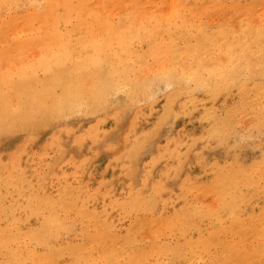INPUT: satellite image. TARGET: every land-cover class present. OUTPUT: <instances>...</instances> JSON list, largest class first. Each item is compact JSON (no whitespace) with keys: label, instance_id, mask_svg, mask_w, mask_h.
<instances>
[{"label":"rangeland","instance_id":"rangeland-1","mask_svg":"<svg viewBox=\"0 0 264 264\" xmlns=\"http://www.w3.org/2000/svg\"><path fill=\"white\" fill-rule=\"evenodd\" d=\"M33 1H34V3H26L24 5V7H19L16 11L12 10V11H6L5 12L4 10H0V21H1V19H4V16L5 17H7V16L10 17L12 15L16 16V14L17 15L20 13L23 14V13L27 12L28 10L29 11L27 13L29 14V13H32L31 11L36 10V12H37L39 9H41L43 6H45L44 2L41 0H37V3H36V0H33ZM54 1H53V4H54ZM58 1H59V6H56V10H57V13H60L62 10L65 9V5H64V7L60 6V5H62L61 3L64 2L65 0H58ZM69 1H71V0H69ZM74 1L75 0H72V2H74ZM84 1H82V2L84 3ZM87 1H89V0H87ZM93 1L91 0V2H88L89 4L85 3L88 5V7H87V5H84V7H81L80 5H78L79 3L81 4V2H79V0H76V4H77V2H79V3L77 4V6H76V4L74 5V3H73V6L74 7L76 6L75 8L80 6L78 9L84 8V11L89 12V10L91 11L93 9L97 10V8H99V9L102 8L101 5H98V3L100 4V2H102V3L104 2L103 6L105 8L103 7L104 8L103 10H106V8L112 9V8L116 7V9H119L120 11L118 10L119 11V12L117 11L118 13L117 12H114V13L118 14V16L126 15L128 12V9H130L129 12L132 9V10H134V11H132L133 15L136 14L137 16H139V13L141 11L142 12L144 11V13L148 12V13H146V15H148L149 12H151L150 15H148V16H145V14L142 12L140 15L142 16V14H144L142 17H147V18L149 16L151 18L155 17V19H157V20L161 16H162V18H160L159 20L167 19V18H165V15H163L166 13V11H167V13H166L167 15H169V13L175 14L176 10L179 9L178 5L183 7V8H184V6H186L185 9H183V11H182L181 7H180V10H178V11L181 14L187 15L192 20V22L194 24H198L199 21H203L206 19L209 20V19H213V18L216 19L218 17L222 20H226V17L229 16V17H227V20H226L227 24L238 26V24L240 23V20L242 18L246 17L247 15L254 16L253 14H258V15L261 14L262 16H264V0L263 1L260 0L261 2L259 0H185V1L184 0H177V1L176 0H174V1L173 0H153L154 2L156 1L158 4L161 3L159 1H162L161 5L159 4L160 6H158V8H157V5H155L157 3L152 5V0H149V2L147 4H145V6H143V3H146L147 0H141V3L139 0H137L138 4L135 3L136 0H132V1H135L134 2L135 5H138L137 7H135L133 5V3L131 5L130 0H121L126 4L127 3L130 4V5L129 4L123 5L122 4L123 2H120L122 9H121V6H119L120 0L119 1L118 0H112L111 1V3H113V4L118 1L116 3L115 7L111 6V3H109L110 0L109 1H107V0H93ZM169 1L173 2V3L171 4ZM96 2H97L98 6L96 5ZM106 2H108V5ZM163 2H165V5H163L164 4ZM195 2L199 6L195 5L196 4ZM198 2H201L202 4L198 3ZM83 3L81 5H83ZM105 3H106V6H105ZM150 3L152 6L149 5ZM208 3L210 6H213L215 3H217V5L219 4V7L220 6L222 7L219 10H217L218 12H217L216 17L207 11H200V12L195 13L196 8H205L206 6H208ZM221 3H224V4H221ZM93 4L96 6H94ZM109 4H110V6H109ZM187 5L191 6L192 8H189ZM89 6L91 8H89ZM195 6H196V8H195ZM85 7H87V9H85ZM124 7L126 8V10L124 9ZM169 7H173V8L171 9ZM45 8H47V7H45ZM151 8H155V10L152 9L154 11H150ZM165 8H166V11H165ZM174 8H177V9H175V12H174ZM242 8H246V9L245 10L243 9L244 11H242ZM136 9H138V10H136ZM161 9H163L165 13L163 11L161 12L160 11ZM187 9H190V12H193V14H192L193 16H191L189 10H187ZM113 10L114 9H112V11ZM123 10L126 12V14ZM158 10H159V13L161 12V14L162 13L163 14L159 15ZM184 10H185V12H184ZM238 10H240V12H238ZM246 10H248V12ZM44 11L46 13V15L45 14L44 15L47 16L48 12L46 11V9L43 10V12ZM58 11H60V12H58ZM97 11L99 12V10H97ZM107 11H108V9L105 12H107ZM135 11L138 12V14ZM155 11L158 14L157 13L155 14L154 13ZM233 11H235V12H233ZM249 11H251V12L249 13ZM261 11H262V13H260ZM36 12H34V13H36ZM38 12L43 13L41 10ZM109 12H111V10H109ZM204 12H206L208 15L203 14ZM27 13H25V14H27ZM74 13H75L74 11L71 12V14H73V15H74ZM99 13L103 15L104 11L103 12L100 11ZM108 13H106L104 15H107ZM179 13L177 12L176 14H179ZM83 14H86V12H83ZM109 14L107 16H109ZM115 14L114 15L112 14V15L114 18H117L118 16H116ZM130 14H131V12H130ZM44 15L40 14L39 16H44ZM152 15H154V17H152ZM20 16H22V15L20 14ZM110 16H111V14H110ZM236 16H238V17L236 18ZM99 36H101V35H99ZM164 36L161 34V40L163 41L166 39L165 41H167V38H168L167 35L165 37ZM70 37H71V35H70ZM73 37H77V34H74ZM7 42L8 43L11 42V39L7 38ZM39 42H41V41H39ZM39 42H37V43L39 44ZM138 42L139 41L132 43V46H130V43H129V46L133 49V51L135 53L145 55L146 52L148 51V48L152 45V42L150 40L149 41L148 40H141L140 44ZM37 43H36V46H37ZM62 43H58V44L60 45ZM3 44H5V43H2V45L0 46V52L2 53V54L0 53L1 56L3 55L4 51H6V52H4V58L0 57V70L4 69L3 71H0V76H1L0 79L1 78L3 79V80L2 79L0 80V92H1L0 95L2 97H11L12 98L11 101L17 103V105H20L24 101L26 102L28 99L32 98V96H34V94H35L36 85H37V83L35 81L30 82L28 84H30L31 86H27L26 90H22V84H24L25 81H19L20 77H17V76H20L21 74L19 75V73L22 72V70L25 68L23 62L25 63L28 61L29 64H32V61L29 62V60L36 59L35 56L37 54L38 58L41 57V59H39L38 62L44 63L49 59V56L53 57L56 54H58L59 51L62 53L67 52L65 49H63V47H60L59 45L58 46L56 45L54 47L55 43L51 46L46 45L45 43L44 44L40 43L43 45L41 48H39L40 47V45H39V46H37L38 48L37 47L35 48L34 46L31 48L27 47L28 50H26L27 48L25 49V47L22 48V46H20L21 48H19V46H15V48H14L13 46L11 47V45L9 48L3 47ZM63 44H65V43H63ZM66 45L67 44H65L64 46H66ZM6 46H8V45H6ZM82 46H80L78 49H76V51H77L76 55H75V53H73V57H75V56L76 57H78V56L79 57H85L88 55V53L89 54L92 53L91 52L93 50L92 47L91 48L90 47L84 48V45H82ZM139 46H140V48H139ZM1 48H3V49L8 48L7 49L8 51L7 50L3 51V49L1 50ZM13 48H14L15 52H14ZM81 48L84 50V51L82 50V53L85 52V54L84 53L82 54L81 52L79 53ZM53 49L57 50L58 52L53 51ZM144 50H146V51H144ZM40 51H42V52H40ZM47 51L51 52L50 55L48 54L49 52H47ZM12 52L14 54H12ZM31 52L34 53V55H35L34 57H33V55H31L32 54ZM39 52H40V54H39ZM53 52H57V53L55 54ZM86 52H87V54H86ZM5 53H9L10 55L7 54L9 57L7 55L5 56ZM42 53L44 55L46 53V56L48 55L47 56L48 59L46 58V56H44V58H42L43 57V55H41ZM62 53H60V54L62 55ZM23 54L24 55L27 54V56L26 55L24 56ZM60 54H58V55L61 56ZM17 56H18V58H17ZM21 57L23 59H21ZM26 58H28V59H26ZM1 59H2V62H1ZM4 59L6 60V62ZM159 61L160 60H156V62H158V63L156 64V66L153 65L154 67H152V68L156 67L154 70L151 68V70L153 72L156 71V73H159L163 68L162 65L166 64V63H164L163 60H161L160 62ZM52 63H54V64L52 65ZM67 64L68 65H66L65 68L69 71L72 68V64L71 65H69V63H67ZM50 65L53 66L51 70H52V73L54 74L57 71V64L54 61V62H51ZM123 66H125V65H123ZM10 67H12L11 70H10ZM7 68H9V75H8ZM158 68H160L161 70ZM15 69H16V71H15ZM19 69H21V70H19ZM12 70H14L15 72H12ZM44 71H45V69H40V68L36 70V72H37L36 77H39V79L41 81H43V80L45 81V79L47 78V73ZM14 73H15V76H14ZM5 76L7 78H9V76H10L9 79L14 81V87L13 88L6 87V85H5L6 82H4V81H6L7 78ZM256 80L257 81L259 80V82H257ZM256 80H255L256 86L252 87L253 92H255V88L259 86L258 93H259V96L261 97V100L263 99L262 102L264 104V90H262L263 89L262 86H264V81H261L259 78L258 79L256 78ZM164 81L165 80L160 79V78H155L154 80L153 79L146 80L143 85H140L137 89L134 88L136 91L132 90V89H128L126 86H123V85H117L116 87H114V88L112 87L111 89L108 90V93L106 94L107 97L105 96L102 99H101V97H99V101L95 104L96 107L95 106H89L86 108L83 105H81L79 101H72V99L70 97L69 98L67 97V98H65V100L62 103V106L65 105L64 106L65 111L63 112L64 114L62 113V115H60V116L59 115L58 116L57 115H55V116L43 115L42 117L38 116L37 120L34 123L32 121L28 122L27 124L18 127L16 130L13 128V126L11 124H8V125H6L0 129V132H2V133H0V173H2V174H0V179H1L0 180V237L3 234L10 233L12 231L13 235L11 236V239L12 238L13 239L10 242V246L13 243L12 245L14 248L20 249L22 247L23 251L25 250V252L27 254L26 255L24 253L27 256V260H25L24 262H20V263L30 264L31 262L29 263V261H30L29 260V254L32 252L33 255H35L36 253H39V254H36V257H38L40 259V264H53L52 260H55V259L57 261L54 262V264L55 263L58 264L59 262H61L59 264H66V263H69L70 252L72 253L74 251V253H72V254L79 253L77 255H80L82 253L81 254L82 256H83V253L88 252L89 255L84 254V256H87L88 259L92 260V261H89V262L87 261V264L88 263L98 264L97 261H98L99 257L101 256L104 249L101 248L102 246L100 244L96 245V243H98L97 238H99L101 240L104 237V235H106L107 231H109L112 234L114 233L115 237H113L114 235L110 234V236H111L110 238H112V239L110 240V238H107V239L104 238L105 239V240L103 239L104 244L109 242L107 245L110 247H113L114 249H119V247L121 249H125L124 245L128 244V245H126V247H131V249L126 248L125 250L127 253H129L132 250L141 249V247L143 250H154V247L159 246V245L166 247L168 245H173L176 242L183 243L185 240L190 239L187 242H185V245H184V248H185L189 242L195 243L199 240V237H198L199 234L196 230H193V232L188 231L186 233L185 239L182 238L180 240V238L177 237V234H179V224H176V223H177L179 217H182L183 215H185L188 222H190L192 220L199 221L204 228L205 227L207 228V227L212 225L211 227L215 230L214 233L217 232V229H218L217 234L219 236H221L220 237L221 239L229 238V237H232V235H233L235 237L233 239L241 240L242 241L241 250H243V251L240 250L239 254L240 253L241 254L246 253V255L248 256V258L246 260L248 264H257V263L258 264H264V258H262L263 255L255 256V258L251 257V254H252L253 248H254L253 246H255V241H251V238L254 239L255 235H256V231H261V227L264 226V199H263V197H264V189H263L264 183L262 184V182H261L259 185H257L258 181H256L254 183L256 186H252V187L251 186H246V187L244 186L240 189V191L243 190L242 191L243 193H239V191L237 190L238 191L237 193L240 195V197L238 198L237 201L241 202L242 208H240L241 209L240 213H238L236 215L238 217H240L239 215H241L240 218H238L236 215H235L236 216V218H235V216H232L231 214L227 213L228 210L225 212L226 207L225 206L220 207L221 204H219L218 203L219 201L217 199H215L216 195L223 193L222 194L224 196L223 201L228 203L230 196H228V194L225 193V190H227V189L229 190V187H228L229 179H227V177L231 172H235L240 177L241 174L246 172V170H251L250 165L254 164V165H252V168L255 167V169L254 168L253 169H254V171L257 170V172L255 171V173H254L253 170L247 171V172H249L250 175L252 174V177L254 179L259 178L256 175H259V176L264 175V169H261L262 167L264 168V165L262 164V163H264V158L262 160V157H264V156H262V155H264V153H263L264 152V131L262 130V129H264V121H263L264 120L263 119V117H264L263 113L264 112L262 110H260L259 108H257L255 111L247 110V111L243 112V114L237 113L235 109L238 108L239 104L241 103V99L239 96L240 91L236 86L221 90L222 93H221V91H219L220 94L217 93L215 95V94L208 93L206 88L202 87V86H196V87L194 86L192 88H188V90L190 92L189 91L178 92V91H176L177 87H176L174 82L168 84V82L165 81L166 82L165 83ZM85 82L87 83V81H84V82L82 81L81 82L82 84L79 83V85H84ZM150 84L152 87L150 86ZM250 84L251 83H249V87H250ZM79 85H77V86H79ZM63 86L64 85H62V84H56V86H54L53 89H54V91L55 90L57 91L56 93H59V91H61L63 88H65ZM122 86L124 87L123 89H121ZM154 86H156V87H154ZM55 87H57V88H55ZM4 88L6 90H4ZM75 88H77L76 85H74L72 89H75ZM148 88L150 90H147ZM202 88H204V89H202ZM117 89H119V90H117ZM68 90H70V89L68 88ZM120 90H122V91H120ZM123 90H125V91H123ZM142 90H143V93H139L140 91L142 92ZM201 90H203V92ZM71 91L72 90H70V92ZM148 91H150V92L148 93ZM117 92H118V95H116V96L120 95L121 97L114 96ZM121 92H124L125 94L121 93ZM17 93H20L21 95H17ZM31 93H32V95H31ZM138 93H139V95H138ZM173 93H175V94L173 95ZM185 93L187 94V96L185 95ZM223 93H225V94H223ZM141 94L144 96H142ZM14 95L16 97H14ZM122 95H125V96H122ZM169 95H170V97H169ZM182 95H184V96H182ZM112 96H114L115 100ZM140 97H141V99H140ZM13 98H15L16 100H13ZM137 98L140 101V102L138 101V104H137V100H138ZM165 98H166V100H165ZM224 98H226V99H224ZM103 99H104V101H103ZM118 99L121 103L123 101V103H122L123 105H121V103H119L120 106L117 104ZM126 99H127L128 103L126 102ZM142 99H144L146 101L143 102ZM199 99H201V100H199ZM18 100H19V102H18ZM141 100H142V102H141ZM114 101L117 104L116 106H113L115 104ZM135 101H136V103L133 104V102H135ZM166 101H167V103H166ZM223 101H225V102H223ZM107 102L109 105H107ZM186 102H188V103H186ZM236 102H238V103L236 104ZM186 104H188V105L186 106ZM190 104H191V107H189ZM200 104L202 105L203 108L201 107ZM205 104L208 106H206ZM216 104H217V106H216ZM223 104L225 105V108H223L224 107ZM128 105H130L132 108H130ZM198 105H200V106H198ZM210 105H212L213 107ZM80 106H82L83 108ZM125 107H126V109H124ZM194 107H195V110L193 111ZM216 107H217V109H216ZM129 108L132 111L131 110L129 111ZM206 108H208V109H206ZM76 109H78V110H76ZM187 109H188V111H187ZM71 110H72V112H71ZM122 110H124L126 112H120ZM160 110H162V111H160ZM203 110H205V111H203ZM74 111H76V112H74ZM79 111H81L82 113H80ZM225 111H226L227 116L225 114ZM210 112H212V113H210ZM157 113L159 114V116ZM172 113H173V116H172ZM67 114H68V117L63 118V117H66ZM168 114H169V116H168ZM175 114L177 115L176 118H175ZM201 114H202V116H200ZM214 115H216V117ZM218 116H219V118H217ZM236 116H238V117H236ZM257 116L258 117L261 116V117H259V119H257L258 118ZM52 117L58 121H53ZM60 117H61V119H64V120L61 121ZM166 117L169 119L167 120ZM214 117L216 118V120H213ZM164 118H165V120H164ZM38 119H40V121ZM159 119H160V121H159ZM231 119L234 122H231ZM244 119H246V120H244ZM248 119L251 121L249 122ZM241 120H242V123H240ZM157 121H159L160 124L159 123L156 124ZM162 121L165 123L162 126L163 129L159 126L160 130L162 131V133H161V131L158 130L159 128H157V126H158V124L162 125L163 124V123H161ZM154 122L157 126L154 124ZM30 123H32V124H30ZM203 124L205 127L207 126V124H209L207 126L209 129L207 127L205 129V127H204V129L201 130L203 128ZM42 126H44V127H42ZM154 126H156V127H154ZM227 126H229V127H227ZM230 126L232 127V130L229 131L228 129H230ZM225 128H226V130H225ZM233 128H234V130H233ZM41 129H43V130H41ZM151 129H152V133L150 131ZM213 129H215V130H213ZM210 130H212V132ZM135 131H136V133H135ZM205 131H207V134H204ZM208 131H210V132H208ZM219 131H222L221 134H223L224 132L226 134V136L223 137L224 141L221 138L223 142H221V140L218 138L219 136H217V134H215V133H219ZM227 132L231 133L232 135H228L229 137H227V134H228ZM149 133H151V135ZM155 133H156V135L157 134L158 135L155 136ZM209 133H211L210 138L208 135ZM202 134H204V135L201 136ZM259 134H261V135H259ZM145 135H146V137H145ZM193 135L195 137L190 139ZM197 135H199V137L201 136L200 139L198 138ZM215 135H216V137H215ZM141 136H144V137H141ZM152 137L153 138L155 137V139H153ZM205 137H206V139H205ZM142 139H144L145 141ZM218 139L220 140L219 142H218ZM140 140H142V141L140 142ZM195 140H199L200 142L195 141ZM179 141H181V142H179ZM208 141H210V142H208ZM250 142H251V144H250ZM136 143H137V145H136ZM139 143H141V144H139ZM174 143H175V145H174ZM178 143H180V144H178ZM186 144L187 145L189 144L190 146H188L187 149H184L186 147ZM194 144L196 146H198V144H199V146L195 147ZM144 145L146 147H144ZM255 145H258V146H255ZM191 146H192V148L190 149ZM206 146H208V147H206ZM247 146H250V147H247ZM134 147H136L135 149H138V150H136L138 152H136V153L134 152L135 151ZM143 147L145 149H143ZM204 147L206 149H204ZM182 149L185 151L183 152ZM187 150H189V152ZM139 151H140V153H139ZM142 151H144V152H142ZM261 153H262V155H261ZM135 155H137L138 157ZM178 155H180V156H178ZM188 155H189V158H187ZM28 156H29V158H28ZM184 156H186V157H184ZM183 157H184V159L181 160ZM134 159H136V161L138 163H136L134 161ZM178 161H180V163ZM182 161H183V163H182ZM32 162L36 163L37 165L33 164ZM24 163L25 164L27 163V164L25 165ZM246 163H249V164L251 163V164L247 165ZM7 164H8V166H7ZM216 165H217V167H216ZM219 165L221 167H219ZM223 165L226 167V169H225V167H223ZM244 165H246V166H244ZM241 166H242V168H240ZM137 167H140V168H137ZM181 167H183V168H181ZM256 167H259V169ZM136 168L140 172V174L138 176H136L138 174L137 173L138 171H136L137 170ZM227 168H228V170H227ZM235 168H237V169H235ZM17 169H19V170H17ZM29 169L32 170L31 173L29 172ZM217 169H219L218 171H221L222 175L223 174L227 175L224 177V180H219L218 178H215V174H216ZM39 170H40V172H39ZM239 170H240V172H239ZM261 170H263V171L261 172ZM121 171H123V172H121ZM225 171H227V172H225ZM241 171H243V172H241ZM133 173H135L136 175ZM23 174H24V176H22ZM15 176H16V178H15ZM25 177H26V180H24ZM30 177H32V178L30 179ZM210 177H212V178H210ZM2 178L4 180H2ZM31 180H33L34 183H33V181L31 183ZM263 180H264V177H263ZM24 181H27V182L24 183ZM17 182H18V184H17ZM146 182H147V184H146ZM150 182H151V184H150ZM222 182H224L225 185L221 184ZM4 183H7L10 186L12 185V188H10V186H8L7 184H4ZM13 183H15L14 186H13ZM170 183H171V185L172 184H175V185H172L173 187H171V185H169ZM182 183H184V184H182ZM32 184L35 185L33 187L35 189H33V190H32V188H30L33 186ZM40 185H42L41 186L42 189H41ZM167 185L170 187H168ZM82 186H84V187H82ZM166 186H167V188H166ZM260 186L261 187L263 186V188H259ZM197 187H198V189H197ZM5 188H7L8 190ZM44 188H46V189H44ZM89 188L90 189L92 188L91 189L92 191ZM192 188H194V189H192ZM11 189H13V192ZM19 189H21V190H19ZM28 189L30 191L32 190L33 193L30 192ZM63 189L66 191H64ZM208 189H210L212 192ZM180 190L182 192H180ZM206 190H208L209 192H206ZM9 191L12 193H10ZM23 191H24V193H23ZM150 191H151V194H150V196H148ZM18 192L21 195H19ZM36 192L39 194V196H38V194H36ZM193 192H195V193H193ZM67 193L69 194V196H65V195H68ZM27 194H28V197H27ZM31 194L35 197L38 196L43 200H45V198L47 199V197H49L50 195H51V197H49L47 201H43L40 198H38L36 201L35 198H34V200L32 199L33 196ZM178 194H180V196ZM17 195H19V196H17ZM63 195H64V198H62ZM9 196H11V197H9ZM21 196L24 199H22ZM30 196H32V197H30ZM45 196H47V197H45ZM87 196L90 198H88ZM96 196L97 197L100 196L99 199H97ZM153 196L155 197V199H152ZM16 197L18 199H16ZM59 197H61V200L62 199H66V200H63V201L60 200V202H61L60 203V202H58ZM92 197H94V198H92ZM150 197L153 201L151 199H150L151 201H149ZM257 197H258V199H257ZM103 198H104V200H103ZM138 198H142V199L138 200ZM26 199L28 201L30 200L28 202L29 204L26 203L27 202ZM68 199H69V201H67ZM94 199H95V201H94ZM15 200H17V201L20 200V201L17 202ZM154 200H155V202H154ZM32 201H34V202H32ZM42 201H43V204L41 203ZM50 201H53V202H51V203H53L52 205L49 204ZM64 201L66 204L64 203ZM112 201L114 202L112 204L113 206L110 204V202L112 203ZM83 202L85 203V205ZM134 202H135V205H133ZM12 203H13V206H12ZM14 203L15 204L17 203L16 206ZM36 203L37 204L41 203V204L37 205ZM154 203L158 204V206ZM162 203H164V204H162ZM182 203H184L183 206H182ZM18 204L21 206V210H20V207ZM44 204H46L45 208L47 210L44 208H43L44 210L41 209L42 207H44ZM48 204L51 205L50 208H48L49 207ZM58 204L59 205L61 204L60 207ZM87 204H88L89 208L87 207ZM91 204H93V205H91ZM101 204H102V206H100ZM147 204H149V205H147ZM153 204L157 207V209L151 208V207H154ZM179 204H181V205L179 206ZM27 205H28V208H25ZM34 205L37 208L33 209L32 206H34ZM63 205H64V207H63ZM89 205H91V206H89ZM119 205H121V209H119L120 208ZM136 205H139V206L136 207ZM22 206H24V207H22ZM61 206L63 207V209ZM114 206L115 207L119 206V208L118 207L115 208ZM52 207L57 208V210L54 208L55 211L54 210L49 211L52 209ZM65 207L66 208L68 207L67 211L69 212V214L67 213V211L65 212V214L67 213L65 215V217L68 218V216L71 214V212H72V214H71V216H69L68 219H66L64 217L66 221L62 220L60 222V220L63 219L62 214H64V211L66 210ZM160 207H162L163 210ZM166 207L173 209L175 212L173 210L171 211L169 208L167 210ZM30 208L32 210H34V212L32 210H30ZM70 208H71V210H69ZM75 208H76V210H75ZM95 208H97V209H95ZM146 208L148 211L146 210ZM214 208L215 209L218 208V210L220 209V211H219L220 214L224 210L225 214L224 213L221 214L222 224L219 223L218 225H216L219 222V220H217L215 216H214L215 221L217 223H212L214 221L211 218L208 219L207 216L209 214L206 211L211 212V209H214ZM37 209H38V211L36 213ZM61 209H62V211H61ZM88 209H92V210H90L91 212H89ZM126 209H128L129 212H127ZM215 209L212 210V213L215 211ZM243 209L245 211H243ZM28 210H29V212H28ZM72 210H74L75 212H73ZM123 210H125V211H123ZM138 210L140 212H137ZM144 210L147 212H145ZM202 210H203V212H202ZM6 211H8L9 213ZM58 211L60 212V214L58 213L59 215H57ZM86 211H88V212H86ZM141 211H143L144 213ZM150 211L152 213L149 214ZM168 211H169V213H168ZM39 212H40V217H39V215H37V214H39ZM80 212H83V213H80ZM165 212H167V213H165ZM10 213H12V214H10ZM17 213L19 214L18 216H17ZM34 213H36L35 214L36 216L34 215ZM41 213H45V214H42L43 215L42 216ZM74 213L76 215L75 217L73 215ZM76 213L77 214L80 213L81 215L78 216ZM100 213H102V216H100L101 215ZM159 213H160V215H159ZM28 214L30 216L32 214L33 215H32V217H30ZM256 214H258V215H256ZM10 215H12V216L14 215L15 218H14V216L12 217ZM25 215H28V219H27V216H25ZM51 215H54V216L52 217ZM56 215L59 216L58 217L59 220L55 219V218H57ZM97 215H98V217H97ZM132 215H135V216H132ZM137 215L139 217V220H136ZM4 216H5V218L3 219ZM84 216L86 217L85 219H84ZM90 216H91V218H90L91 221H89V219H88ZM48 217H51V218H48ZM133 217H135V218H133ZM17 218H18V223L20 222V224H18L21 228L20 234H19V232H17V230H19V226L17 225V220H16ZM21 218L22 219L26 218V219L21 220ZM43 218H45V219H43ZM78 218H79V220H78ZM101 218H103V219H101ZM171 218H172V221H171ZM7 219H8V221L13 220L12 222L9 221V223H11L10 225L6 221ZM37 220L40 221L39 224H37L38 223ZM43 220L45 222L47 220V224L45 222L42 223ZM68 220H69V225H67ZM71 220H73V221H71ZM230 220L231 221L233 220V222L235 220L236 221L233 223ZM58 221L61 224L60 223L58 224ZM74 221H75V223H74ZM84 221H87V222H84ZM98 221H100V226L98 224L99 223ZM154 221H155V223H152ZM56 222H57V224H56ZM79 222H80V224H79ZM82 222H84V223H82ZM88 222H89V224L85 225V223H88ZM91 222H93V223H91ZM94 222H95V224H94ZM112 222H113V224H111ZM239 222H240V224H239ZM13 223L16 225H14ZM65 223H67V224H65ZM131 223H133V224H131ZM261 223H262V225H261ZM102 224H103V226L107 227L106 228L107 231L102 230L105 228L102 226ZM114 224H115V226H114ZM214 224L217 227H214ZM224 224H227V225H224ZM248 224L252 225V227L255 226V229L252 232H250V234L247 233V235H246L245 234V232H246L245 227H247ZM57 225H60V227H62V229L61 228H59V229H61L60 232H62L64 235L62 234L61 235L62 237H60L59 239L56 238L55 240H53V238L50 237V235L53 236V234L56 232V230L55 231L53 230V227H55V229H56ZM71 225H73V227ZM87 225H88V227H87ZM106 225H110V226L108 227ZM221 225L224 226V229L227 228L228 230H223V227ZM256 225L257 226L260 225V226L257 227ZM1 226L4 228H2ZM29 226H30V229L28 228ZM49 226H51L50 228L52 229L53 232L48 229ZM66 226H68V228L70 226V227L75 228V229L70 230V231H72L71 233H69V232L67 233V232H64V230L66 229ZM153 226H155V227H153ZM186 226L187 225H185L184 227H186ZM219 226L221 228H218ZM16 227H18V229ZM64 227H65V229H64ZM101 227H102V229H101ZM114 227H116V228H114ZM140 227H142V228L140 229ZM11 228H12V230H11ZM87 228H89V229H87ZM97 228L99 230L101 229L103 231V232H101V233H103L101 235L102 238L100 236H97L100 234V232ZM113 228H114V231H116V232L113 231ZM14 229L16 230V232ZM118 229L121 231L120 236L118 235L120 232ZM6 230L7 231L10 230V231L6 232ZM28 230L30 233H28ZM83 230H84V232L87 230L85 232L86 234L84 232H82ZM122 230H123V232H122ZM129 230L131 233L129 232ZM135 230L138 231V233L136 232V236L134 235ZM158 230H159V233H158ZM160 230H161V233H160ZM25 231H27V232H25ZM57 231H58V229H57ZM73 231H74V233H73ZM76 231H77V233H76ZM104 231H106L105 234H104ZM125 231H127V232H125ZM165 231H166V233L163 234V232H165ZM230 231L233 234L229 233ZM239 231H240V233H237ZM43 232H45V233H43ZM50 232H51V234H50ZM98 232H99V234H96ZM225 232L227 235L225 234ZM65 233H67V234H65ZM81 233H83V234H81ZM44 234H50V235L49 236L48 235L43 236ZM10 235H11V233H10ZM32 235H34L35 237ZM116 235H117L118 239H116ZM49 237L51 240L49 239ZM95 237H97V238H95ZM41 238H44V242H45L44 244L42 243L43 240H41ZM93 238H95L96 241ZM134 238H135V243H133V245L131 246L132 242H134V240H133ZM26 239H27V241H26ZM38 239H40V242L43 245L42 244L39 245L40 243H39ZM80 239L82 242L80 241ZM125 239L127 240L126 242H124ZM22 240H23V242H22ZM136 240H138V241L136 242ZM157 240H158V242H157ZM37 241H38V243H37ZM74 241L75 242L77 241L76 244L74 243L75 245L73 244ZM90 241H91V243H90ZM46 242H48V243H46ZM155 242H157V243H155ZM165 242H166V244H165ZM248 242H250V243H248ZM78 243H80V244H78ZM84 243L87 244V248H86V245H83ZM245 243H246V245H245ZM27 244H29V245H27ZM47 244H48V246H44ZM67 244H70L71 246H68ZM121 244H122V246H124L123 248H122ZM60 245H63V247ZM10 246H7V245L1 246V248H0V250H1L0 251V261H1L0 264H6V263L7 264H13L11 260L5 261V258L2 255L4 253V250H7V247H10ZM92 246H93V248H95L96 251H98V253L93 248H91ZM99 246H100V248H99ZM96 247H97V249H96ZM145 247H147V248H145ZM57 248H58V250H59V248L60 249L63 248V249L57 251ZM74 248L75 249L78 248L79 250L77 251V249L75 250ZM249 248L252 250L249 251L250 250ZM52 249H55V251H53ZM67 249L69 251H64ZM91 249L94 251H92ZM244 249H245V251H244ZM41 250H42V252H41ZM43 250L46 253L45 255H44ZM89 250H91L92 252ZM184 250H186V249H184ZM36 251H39V252H36ZM48 251H50V252H48ZM52 251H53V253L54 252L55 253L53 254ZM191 251L195 252L194 249H191ZM247 251H249V252H247ZM89 252H91V253H89ZM48 253L49 254L52 253L55 256L51 255V257H49L50 255ZM162 253L163 252H161V253L158 252L156 255L161 257L162 255H164ZM187 254H188V256H191V257H188V258H190L188 261L185 262V260H182V259H174V260L172 259L168 264H172V263L173 264H191V263L203 264L204 263L203 260L206 259V256H207V254H205V253H202V255L200 254L198 256L193 255V253L190 251L187 252ZM154 256H151L152 261L155 260L154 262L151 261L153 264H156L162 258H164V257L153 258ZM1 257L4 259H2ZM119 259L120 260L118 261V264H134V263L130 262V259H122V258H119ZM200 260H202V261H200ZM8 261H9V263H8ZM20 263H18V264H20Z\"/></svg>","mask_w":264,"mask_h":264},{"label":"bare ground","instance_id":"bare-ground-1","mask_svg":"<svg viewBox=\"0 0 264 264\" xmlns=\"http://www.w3.org/2000/svg\"><path fill=\"white\" fill-rule=\"evenodd\" d=\"M41 1H43L44 2V4H45V6H43L44 8L45 7H47V8H45L46 9V11L48 12V14H47V16H45L46 15V13H45V11L43 12V10H45L43 7L41 8V9H37L38 11H42L43 13H40V12H36V10H34V11H31L32 13H27V12H25V13H27V14H25V13H20L22 16H20V14H16V16H14V15H12V16H7V17H5L4 16V19H1V21H0V46L2 45V43H5V44H3V47H10V45H11V47L13 46L14 48H15V46H19V48H21L20 46H22V48L23 47H25V49L27 48V47H37V46H39L40 45V47L39 48H41L43 45L42 44H46V45H53L54 43H55V45H54V47L57 45H59L58 43H65V44H67L66 46H64L65 44H60L59 46L60 47H63V49H65L66 51V53H62V52H60L59 51V53L58 54H60V53H62V55L61 56H59L58 54H56L58 51L57 50H54L53 49V51H57V52H53V53H55L56 55L55 56H53V57H51V56H49V59H48V55L46 56V53H45V55L42 53L41 55H43V57L42 58H44V56H46V58L48 59L46 62H38V60L39 59H41V57L40 58H38L37 57V54H36V56L34 55V53L33 52H31L32 54L31 55H33V57L35 56L36 57V59H31V60H29V62L30 61H32V64H29L28 63V61L27 62H23V64H24V66H25V68L22 70V72H20L19 73V75L20 76H17V77H20L19 78V81H25V83L24 84H22V90H26V88H27V86H31L30 84H28V83H30V82H36L37 83V85H36V90H35V94H34V96H32V98H30V99H28L26 102L24 101L23 103H21L20 105H17V103H15V102H12L11 101V97H2L1 95H0V129L1 128H3L4 126H6V125H8V124H11L12 126H13V128L16 130L18 127H20V126H23V125H25V124H27L28 122H35L36 120H37V118H38V116L39 117H42L43 115H51V116H55V115H62V113L65 111V108H64V106L65 105H63L62 106V103H63V101L65 100V98H71L72 99V101H79L80 102V104L81 105H83L84 107H89V106H95V104L99 101V97H101V99L102 98H104L105 96L107 97V93H108V90L109 89H111L112 87L114 88V87H116L117 85H123V86H126L128 89H132V90H135V89H137L140 85H143L144 83H145V81L146 80H150V79H155V78H160V79H163V80H165L166 82H168V84L169 83H172V82H174L175 83V85H176V87H177V90L176 91H178V92H185V91H189L188 90V88H192V87H196V86H202V87H205L206 88V90H207V92L208 93H210V94H217V93H219V91H221V90H224V89H226V88H229V87H233V86H236L238 89H239V96H240V99H241V103L239 104V106H238V108L237 109H235L236 110V112L237 113H242L243 114V112H245V111H247V110H249V111H255L257 108H259L260 110H262L263 112H264V104H263V102H262V100H261V97L259 96V93H258V89H259V86L258 87H256L255 88V92H253V86H256V84H255V82L257 81L256 80V78L258 79H260L261 81H264V16H262L261 14L260 15H258V14H253L254 16H252V15H247L246 17H244V18H242L241 20H240V23L238 24V26H234V25H228L227 24V17H229V16H227L226 17V20H222V19H220L219 17L218 18H216V19H206V20H203V21H199V23L198 24H194L193 22H192V20L187 16V15H185V14H181V13H179V11L178 10H180V7L181 6H179L178 5V7H179V9H177V8H174V12H175V9H177L176 10V13L178 12L179 14H170L169 13V15H167L166 13H167V11H166V8H165V11H166V13L164 12V10L163 9H161L160 11L162 12H164L165 14H163V15H165V18H167V19H165V20H159L160 18H162V16L157 20V19H155V17H154V15L157 13L156 11L153 13L154 15H152V17H154V18H151L150 16L147 18V17H142L144 14H145V16H148V15H150V13L151 12H149V14L148 15H146V13H148V12H146V13H144V11L142 12V13H144V14H142V16L140 15L141 14V12L139 13V16H137L134 12V14L135 15H133L132 14V11H134V10H132L131 9V14H130V12H129V10L130 9H128V12H127V14H126V12H125V14L126 15H120V16H118V14H115L114 12H117L119 9H116V3L119 1H117L116 3H111V1L112 0H110V2L109 3H111V6L112 7H115V8H112V9H114L113 11H112V9H110V8H106V10L108 9V11L107 12H105L106 10H103L105 7L103 6L104 5V2L102 3V2H100V4L98 3V5H101V7L102 8H97V10H99V12L100 11H104V13H103V15L102 14H100L96 9H93V10H89V12L88 11H84V8H81V9H78L80 6L81 7H84V5H87V4H85V3H88V2H91V0H89V1H87V0H82V1H84V3L81 1V0H79V2H81V4L83 3V5H81L79 2H77V4L78 5H80L79 7H77V8H75L76 6H77V4H76V0L74 1V2H72V0L71 1H69V0H65L64 2H62L61 4L62 5H60V6H63L64 7V5H65V9L64 10H62L61 12L63 13H61L60 11H58V12H60V13H57V10H56V6H59V1L58 0H41ZM53 1H54V4H53ZM93 1V0H92ZM107 1H109V0H107ZM140 1V3H141V0H139ZM174 1V0H173ZM177 1V0H176ZM185 1V0H184ZM260 1V0H259ZM263 1V0H262ZM94 2V1H93ZM120 2H123V1H119V4H120ZM128 2V1H127ZM134 2L135 1H132V0H130V4L132 5V3H133V5L135 6V7H137L138 5H135L134 4ZM149 2V0H147L146 1V3H143V6H145V4H147ZM159 2H161L162 3V1H159ZM170 2V1H169ZM261 2V1H260ZM26 3H34V1L33 0H0V10H4L5 12L6 11H12V10H14V11H16L19 7H24V5L26 4ZM36 3H37V0H36ZM73 3H74V5L76 4V6L74 7L73 6ZM107 3V5H108V2H106ZM106 3H105V6H106ZM135 3H137V0H136V2ZM155 3H157L156 1L154 2L153 0H152V5H154ZM161 3H159L160 5H161ZM164 4L163 5H165V2H163ZM171 4L173 3V2H170ZM196 3V2H195ZM198 3H201V2H198ZM213 3V2H212ZM89 4V3H88ZM114 6H113V5ZM123 5H125L126 3H122ZM127 4H129V3H127ZM126 4V5H127ZM129 4V5H130ZM138 4V3H137ZM158 3L157 4H155V5H157V8H158V6H160ZM202 4V3H201ZM221 4H224V3H221ZM220 4V5H221ZM261 4V3H260ZM94 5V4H93ZM96 5H97V2H96ZM96 5H94V6H96ZM97 5V6H98ZM149 5H151V3L149 4ZM151 5V6H152ZM185 5V4H184ZM195 5H198L197 3L195 4ZM109 6H110V4H109ZM119 6H121V4L119 5ZM150 6V7H151ZM183 6V5H182ZM188 6V5H187ZM193 6V5H192ZM199 6V5H198ZM197 6V7H198ZM223 6V5H222ZM87 7H88V5H87ZM87 7H85V9H87ZM104 7V8H103ZM118 7V6H117ZM185 7L186 6H184V8L183 7H181L182 8V11H183V9H185ZM189 8H192L191 6H188ZM202 7V6H201ZM219 4L217 5V3H215L213 6H210L209 5V3H208V6H206L205 8H196V6H195V13H197V12H200V11H207V12H209L210 14H212L213 16H217V10H219L220 8H222L221 6L219 7ZM238 7V6H237ZM253 7V6H252ZM251 7V8H252ZM89 8H91L90 6H89ZM156 8V7H155ZM155 8H151L150 9V11H154L155 10ZM169 8H173V7H169ZM231 8V7H230ZM250 8V7H249ZM254 8V7H253ZM43 9V10H42ZM59 9V8H58ZM102 9V10H101ZM121 9H122V6H121ZM124 9L126 10V8L124 7ZM152 9H154V10H152ZM170 9V10H171ZM239 9V8H238ZM246 9V8H242V11H244V10ZM263 9V8H262ZM95 10V11H94ZM109 10H111V12H109ZM136 10H138V9H136ZM187 10H189V12H190V9H187ZM234 10V9H233ZM250 10V9H249ZM72 11H74L75 13H74V15L73 14H71V12ZM120 11V10H119ZM118 11V12H119ZM140 11V10H139ZM181 11V12H182ZM247 12H248V10H246ZM21 12V11H20ZM34 12H36V13H34ZM83 12H86V14H83ZM111 14V16H110V14ZM117 12V13H118ZM136 12V11H135ZM161 12L159 13V10H158V13H159V15H162L161 14ZM184 12H185V10H184ZM233 12H235V11H233ZM238 12H240V10H238ZM251 11H249V13H250ZM38 13V14H37ZM106 13H108L109 14V16H107V15H104V14H106ZM129 13V14H128ZM137 14H138V12H136ZM157 13V14H158ZM244 13V12H243ZM246 13V12H245ZM256 13V12H255ZM260 13H262V11L260 12ZM44 15V16H39V15ZM115 14L116 16H118L117 18H114L113 17V15ZM190 14H191V16H193L192 14H193V12H190ZM203 14H207L206 12H204ZM202 14V15H203ZM167 15V16H166ZM208 15V14H207ZM220 15V14H219ZM18 16V17H17ZM210 16V15H209ZM20 17V18H19ZM202 17V16H201ZM238 16H236V18H237ZM2 18V17H1ZM158 18V17H157ZM201 19V18H200ZM199 19V20H200ZM196 22V21H195ZM236 24V23H235ZM74 34H77V37H73V35ZM161 34L164 36H166L167 35V41H165V40H161ZM70 35H71V37H70ZM99 35H101V36H99ZM164 36V37H165ZM7 38H10L11 39V42H7ZM141 40H150L151 42H152V45L148 48V51L146 52V54L145 55H143V54H139V53H135L134 51H133V49L130 47V46H132V43H134V42H137V41H139L138 43L140 44V41ZM39 41H41V42H39ZM37 42H39V44L37 43ZM36 43H37V46H36ZM40 43H42V44H40ZM129 43H130V46H129ZM6 45H8V46H6ZM82 45H84V48L85 47H92V53L91 54H89L88 53V55L87 56H85V57H73V53H75V55H76V49H78L80 46H82ZM146 46V45H145ZM45 47V46H44ZM53 47V46H52ZM65 47V48H64ZM83 47V46H82ZM134 47V46H133ZM136 47V46H135ZM147 47V46H146ZM8 48H6V49H3V48H1V50L3 49V51L4 50H7ZM14 48H13V50H14ZM17 48V47H16ZM18 48V49H19ZM38 48V47H37ZM58 48V47H57ZM139 48H140V46H139ZM59 49V48H58ZM20 50V49H19ZM22 50V49H21ZM26 50H28V48L26 49ZM33 50V49H32ZM82 48H81V50L79 51V53L81 52L82 53ZM86 50V49H85ZM147 50V49H146ZM146 50H144V51H146ZM8 51V50H7ZM12 51V50H11ZM18 51V50H17ZM84 51V50H83ZM4 52H6V51H4ZM4 52H3V55L1 56V54H0V57L2 58H4ZM14 52H15V50H14ZM40 52H42V51H40ZM40 52H39V54H40ZM47 52H49L48 54L50 55V51H47ZM139 52V51H138ZM143 52V51H142ZM84 54H85V52H83ZM82 53V54H83ZM10 55L9 53H5V56L6 55ZM12 54H14L13 52H12ZM65 54V55H64ZM78 54V53H77ZM86 54H87V52H86ZM7 55V56H8ZM24 55V54H23ZM26 56H27V54H25ZM24 55V56H25ZM80 55V54H79ZM21 56V55H20ZM9 57V56H8ZM7 57V58H8ZM29 57V56H28ZM32 57V56H31ZM51 57V58H50ZM6 58V59H7ZM13 58V57H12ZM17 58H18V56H17ZM30 58V57H29ZM14 59V58H13ZM21 59H23L22 57H21ZM26 59H28V58H26ZM5 60V59H4ZM156 60H163L164 61V63H166L165 65H162L163 66V68H162V70L160 69V68H158V69H160L161 71L159 72V73H156V71H152L151 70V68L152 67H154V66H156V64L158 63V62H156ZM56 62V64H57V71L53 74L52 73V65L54 64V63H52V65H50V63L51 62ZM159 61V62H160ZM162 61V62H163ZM1 62H2V59H1ZM5 62H6V60H5ZM38 62V63H37ZM67 63H69V65H71L72 64V68L68 71L65 67H66V65H68ZM14 64V63H13ZM160 64V63H159ZM158 64V65H159ZM123 65H125V66H123ZM154 65V66H153ZM161 65V64H160ZM19 66V65H18ZM5 67V66H4ZM11 68L12 67H10V70H11ZM14 68V67H13ZM45 69V71L44 72H46L47 73V78L45 79V81L43 80V81H41L40 79H39V77H36V70L37 69ZM156 68V67H155ZM155 68H152L153 70L155 69ZM17 69V68H16ZM16 69H15V71H16ZM4 70V69H3ZM2 69L0 70V71H3ZM19 70H21V69H19ZM7 71H8V75H9V68H7ZM6 71V72H7ZM14 70H12V72H15ZM18 72V71H17ZM40 72V71H39ZM3 75V74H2ZM7 75V76H8ZM40 75V74H39ZM42 75V74H41ZM14 76H15V73H14ZM1 77V76H0ZM6 77V76H5ZM16 77V78H17ZM7 78V77H6ZM9 78H10V76H9ZM9 78H7L6 79V81H4V82H6V87H9V88H13L14 87V81H12V80H10ZM2 79V78H1ZM0 79V80H1ZM15 79V78H14ZM256 81H255V80ZM3 80V79H2ZM84 82V81H87V83L85 82V84L84 85H79V83H81V82ZM164 81V82H165ZM252 81V82H251ZM165 82V83H166ZM257 82H259V80L257 81ZM249 83H251L250 84V87H249ZM56 84H62V85H64L63 87H65V88H63L61 91H59V93H56L57 91L55 90L54 91V89H53V87L54 86H56ZM82 84V83H81ZM262 84V83H261ZM74 85H76V87L77 88H75V89H72L73 88V86ZM77 85H79V86H77ZM252 85V86H251ZM122 86V88L121 89H123L124 87ZM150 86H151V84H150ZM171 86V85H170ZM152 87V86H151ZM150 87V88H151ZM154 87H156V86H154ZM153 87V88H154ZM55 88H57V87H55ZM67 88V89H66ZM68 88L70 89V90H72L71 92H70V90H68ZM126 88V89H127ZM135 88V89H134ZM168 88V87H167ZM262 90H264V86H262ZM146 89V88H145ZM202 89H204V88H202ZM232 89V88H231ZM4 90H6L5 88H4ZM117 90H119V89H117ZM147 90H150L149 88L147 89ZM174 90V89H173ZM233 90V89H232ZM236 90V89H235ZM261 90V89H260ZM259 90V91H260ZM33 91V90H32ZM120 91H122V90H120ZM123 91H125V90H123ZM136 91V90H135ZM145 91V90H144ZM172 91V90H171ZM170 91V92H171ZM202 92H203V90H201ZM226 91V90H225ZM224 91V92H225ZM229 91V90H228ZM227 91V92H228ZM231 91V90H230ZM13 92V91H12ZM11 92V93H12ZM129 92V91H128ZM146 92V91H145ZM150 91H148V93H149ZM190 92V91H189ZM188 92V93H189ZM226 92V93H227ZM121 93H124V92H121ZM130 93V92H129ZM139 93H143V90H142V92L140 91ZM139 93H138V95H139ZM193 93V92H192ZM221 93H222V91H221ZM0 94H1V92H0ZM30 94V93H29ZM28 94V95H29ZM111 94V93H110ZM125 94V93H124ZM131 94V93H130ZM175 93H173V95H174ZM181 94V93H180ZM184 94V93H183ZM191 94V93H190ZM220 94V93H219ZM223 94H225V93H223ZM17 95H21L20 93H17ZM31 95H32V93H31ZM116 95H118V92L114 95V96H116ZM136 95V94H135ZM142 95V94H141ZM179 95V94H178ZM185 95L187 96V94L185 93ZM114 96H112L113 98H114ZM122 96H125V95H122ZM142 96H144V95H142ZM147 96V95H146ZM149 96V95H148ZM153 96V95H152ZM172 96V95H171ZM176 96V95H175ZM182 96H184V95H182ZM14 97H16L15 95H14ZM116 97H121L120 95L119 96H116ZM151 97V96H150ZM149 97V98H150ZM169 97H170V95H169ZM173 97V96H172ZM179 97V96H178ZM263 97V96H262ZM26 98V97H25ZM136 98V97H135ZM148 98V99H149ZM152 98V97H151ZM215 98V97H214ZM111 99V98H110ZM138 99V98H137ZM140 99H141V97H140ZM169 99V98H168ZM178 99V98H177ZM181 99V98H180ZM202 99V98H201ZM201 99H199V100H201ZM224 99H226V98H224ZM13 100H16L15 98H13ZM114 100H115V98H114ZM122 100V99H121ZM124 100V99H123ZM143 100V102L144 101H146V100H144V99H142ZM142 100H141V102H142ZM165 100H166V98H165ZM173 100V99H172ZM189 100V99H188ZM193 100V99H192ZM195 100V99H194ZM198 100V101H199ZM239 100V99H238ZM103 101H104V99H103ZM102 101V102H103ZM113 101V100H112ZM131 101V100H130ZM129 101V102H130ZM138 101H139V99L137 100V104H138ZM175 101V100H174ZM212 101V100H211ZM222 101V100H221ZM227 101V100H226ZM240 101V100H239ZM238 101V102H239ZM18 102H19V100H18ZM110 102V101H109ZM115 102V101H114ZM126 102H127V99H126ZM140 102V101H139ZM149 102V101H148ZM223 102H225V101H223ZM228 102V101H227ZM226 102V103H227ZM233 102V101H232ZM231 102V103H232ZM238 102H236V104L238 103ZM72 103V102H71ZM78 103V102H77ZM101 103V102H100ZM119 103H121L120 101H119V99H118V102H117V104L119 105ZM122 103H123V101H122ZM121 103V105H123ZM128 103V102H127ZM134 103H136V101L135 102H133V104ZM165 103V102H164ZM166 103H167V101H166ZM169 103V102H168ZM186 103H188V102H186ZM221 103V102H220ZM74 104V103H73ZM79 104V105H80ZM116 104V102H115V104L113 105V106H116L117 105ZM211 104V103H210ZM222 104V103H221ZM107 105H109L108 104V102H107ZM174 105V104H173ZM188 104H186V106H187ZM195 105V104H194ZM201 105V104H200ZM200 105H198V106H200ZM206 105V104H205ZM224 105V104H223ZM233 105V104H232ZM74 106V105H73ZM112 106V107H113ZM120 106V105H119ZM130 108H132L130 105H128ZM134 106V105H133ZM136 106V105H135ZM163 106V105H162ZM185 106V107H186ZM197 106V107H198ZM206 106H208V105H206ZM205 106V107H206ZM210 106H212V105H210ZM216 106H217V104H216ZM80 107H82V106H80ZM79 107V108H80ZM96 107V106H95ZM111 107V108H112ZM164 107V106H163ZM175 107V106H174ZM189 107H191V104H190V106ZM188 107V108H189ZM196 107V106H195ZM195 107H194V109H193V111L195 110ZM201 107H202V105H201ZM204 107V108H205ZM213 107V106H212ZM215 107V106H214ZM75 108V107H74ZM83 108V107H82ZM129 108V111L131 110ZM170 108V107H169ZM203 108V107H202ZM209 108V107H208ZM208 108H206V109H208ZM223 108H225V105H224V107ZM96 109V108H95ZM113 109V108H112ZM116 109V108H115ZM124 109H126V107L124 108ZM156 109V108H155ZM158 109V108H157ZM216 109H217V107H216ZM75 110V109H74ZM76 110H78V109H76ZM81 110V109H80ZM90 110V109H89ZM88 110V111H89ZM132 111V110H131ZM160 111H162V110H160ZM187 111H188V109H187ZM192 111V110H191ZM203 111H205V110H203ZM218 111V110H217ZM224 111V110H223ZM232 111V110H231ZM261 111V112H262ZM71 112H72V110H71ZM70 112V113H71ZM74 112H76V111H74ZM80 113H82L81 111H79ZM120 112H126V111H124V110H122V111H120ZM155 112V111H154ZM213 112V111H212ZM212 112H210V113H212ZM228 112V111H227ZM56 113V114H55ZM97 113V112H96ZM128 113V112H127ZM214 113V112H213ZM224 113V112H223ZM64 114V113H63ZM88 114V113H87ZM158 114V113H157ZM225 114H226V111H225ZM229 114V113H228ZM235 114V113H234ZM264 114V113H263ZM121 115V114H120ZM223 115V114H222ZM249 115V114H248ZM257 115V114H256ZM65 116V115H64ZM158 116H159V114H158ZM168 116H169V114H168ZM172 116H173V113H172ZM176 114H175V118H176ZM200 116H202V114L200 115ZM215 117H216V115H214ZM226 116H227V114H226ZM231 116V115H230ZM68 117V114H67V116L66 117H63V118H67ZM120 117V116H119ZM171 117V116H170ZM208 117V116H207ZM214 117V119L213 120H216V118ZM236 117H238V116H236ZM235 117V118H236ZM242 117V116H241ZM258 117V116H257ZM259 117H261V116H259ZM259 117L257 118V119H259ZM53 118V117H52ZM59 118V117H58ZM159 118V117H158ZM157 118V119H158ZM167 118V117H166ZM217 118H219V116L217 117ZM230 118V117H229ZM234 118V117H233ZM240 118V117H239ZM255 118V117H254ZM41 119V118H40ZM40 119H38L39 121H40ZM60 119H61V117H60ZM156 119V120H157ZM161 119V118H160ZM160 119H159V121H160ZM169 118H167V120H168ZM211 119V118H210ZM256 119V118H255ZM263 119H264V117H263ZM53 121H58V120H56V119H52ZM62 120H64V119H61V121ZM164 120H165V118H164ZM212 120V121H213ZM244 120H246V119H244ZM243 120V121H244ZM249 120V119H248ZM247 120V121H248ZM44 121V120H43ZM60 121V120H59ZM154 121V120H153ZM159 121H157L156 122V124L157 123H159ZM251 120H249V122H250ZM257 121V120H256ZM261 121V120H260ZM264 121V120H263ZM45 122V121H44ZM202 122V121H201ZM215 122V121H214ZM231 122H234V121H232V119H231ZM236 122V121H235ZM255 122V121H254ZM258 122V121H257ZM50 123V122H49ZM48 123V124H49ZM58 123V122H57ZM161 123H163L162 125H159L158 124V126L155 124V122H154V124L157 126V128H159L158 130H160V127L162 128V126L164 125V123L165 122H161ZM210 123V122H209ZM213 123V122H212ZM211 123V124H212ZM240 123H242V120H241V122ZM245 123V122H244ZM248 123V122H247ZM30 124H32V123H30ZM250 124V123H249ZM258 124V123H257ZM42 125V124H41ZM209 124H207V126H208ZM31 126V125H30ZM153 126V125H152ZM156 126H154V127H156ZM160 126V127H159ZM206 126V127H207ZM211 126V125H210ZM244 126V125H243ZM33 127V126H32ZM31 127V128H32ZM42 127H44V126H42ZM153 127V128H154ZM204 124H203V128L201 129V130H203L204 129ZM206 127H205V129H206ZM227 127H229V126H227ZM226 127V128H227ZM257 127V126H256ZM152 128V129H153ZM208 128V127H207ZM226 128H225V130H226ZM236 128V127H235ZM263 128V127H262ZM22 129V128H21ZM152 129L150 130L151 131V133H152ZM163 129V128H162ZM209 129V128H208ZM9 130V129H8ZM41 130H43V129H41ZM155 130V129H154ZM153 130V131H154ZM157 130V129H156ZM213 130H215V129H213ZM229 131L230 130H232V127L230 126V129H228ZM233 130H234V128H233ZM236 130V129H235ZM252 130V129H251ZM250 130V131H251ZM261 130V129H260ZM263 131H264V129H262ZM137 131V130H136ZM136 131H135V133H136ZM143 131V130H142ZM161 131V130H160ZM211 132H212V130H210ZM210 131H208V132H210ZM228 131V132H229ZM11 132V131H10ZM217 132V131H216ZM227 132V133H228ZM247 132V131H246ZM249 132V131H248ZM0 133H2V132H0ZM5 133V132H4ZM7 133V132H6ZM151 133H149L150 135H151ZM158 133V132H157ZM161 133H162V131H161ZM222 133V131H219V133H215V134H217V136H219L218 138L221 140V142H223L224 141V139H223V137L224 136H226V134H225V132L223 133V134H221ZM233 133V132H232ZM12 134V133H11ZM14 134V133H13ZM197 134V133H196ZM201 134V133H200ZM199 134V135H200ZM204 134H207V131H205V133ZM204 134H202L201 136H203ZM211 133H209L208 135H209V138H210V135ZM158 135V134H157ZM156 135V133H155V136H157ZM199 135H197L198 136V138L200 139V137H199ZM207 135V136H208ZM228 135H232L231 133H228L227 134V137H229ZM245 135V134H244ZM259 135H261V134H259ZM148 136V135H147ZM154 136V135H153ZM191 136V135H190ZM141 137H144V136H141ZM140 137V138H141ZM145 137H146V135H145ZM193 137H195L194 135L190 138V139H192ZM215 137H216V135H215ZM226 137V138H227ZM153 138V137H152ZM151 138V139H152ZM203 138V137H202ZM201 138V139H202ZM208 138V137H207ZM208 138V139H209ZM223 139V141H222V139ZM225 138V139H226ZM153 139H155V137L153 138ZM205 139H206V137H205ZM207 139V140H208ZM218 139V142L220 141ZM139 140V139H138ZM142 140H144V139H142ZM142 140H140V142L142 141ZM178 140V139H177ZM182 140V139H181ZM228 140V139H227ZM145 141V140H144ZM195 141H198V142H200L199 140H195ZM211 141V140H210ZM210 141H208V142H210ZM149 142V141H148ZM147 142V143H148ZM178 142V141H177ZM179 142H181V141H179ZM185 142V141H184ZM263 142V141H262ZM144 143V142H143ZM142 143V144H143ZM192 143V142H191ZM205 143V142H204ZM217 143V142H216ZM139 144H141V143H139ZM178 144H180V143H178ZM183 144V143H182ZM190 144V143H189ZM187 145L186 144V147L184 148V149H187V147L188 146H190V145ZM218 144V143H217ZM216 144V145H217ZM221 144V143H220ZM224 144V143H223ZM222 144V145H223ZM250 144H251V142H250ZM256 144V143H255ZM136 145H137V143H136ZM153 145V144H152ZM174 145H175V143H174ZM195 145V144H194ZM221 145V146H222ZM198 146H199V144H198ZM198 146H196L195 145V147H198ZM251 146V145H250ZM250 146H247V147H250ZM255 146H258V145H255ZM144 147H146L145 145H144ZM143 147V149H145ZM153 147V146H152ZM206 147H208V146H206ZM136 147H134V149H135ZM138 148V147H137ZM154 148V147H153ZM192 148V146L190 147V149ZM252 148V147H251ZM204 149H206L205 147H204ZM203 149V150H204ZM136 150H138V149H135V153L136 152H138V151H136ZM167 150V149H166ZM165 150V151H166ZM183 150V149H182ZM253 150V149H252ZM185 150H183V152H184ZM188 152H189V150H187ZM142 152H144V151H142ZM151 152V151H150ZM182 152V151H181ZM187 152V153H188ZM22 153V152H21ZM134 153V154H135ZM139 153H140V151H139ZM138 153V154H139ZM186 153V154H187ZM264 153V152H263ZM142 154V153H141ZM146 154V153H145ZM203 154V153H202ZM197 155V154H196ZM199 155V154H198ZM261 155H262V153H261ZM135 156H137V155H135ZM178 156H180V155H178ZM262 156H264V155H262ZM261 156V157H262ZM138 157V156H137ZM163 157V156H162ZM184 157H186V156H184ZM184 157L181 159V160H183L184 159ZM202 157V156H201ZM200 157V158H201ZM11 158V157H10ZM9 158V159H10ZM28 158H29V156H28ZM141 158V157H140ZM187 158H189V155H188V157ZM199 158V159H200ZM263 158L264 157H262V160H263ZM12 159V158H11ZM10 159V160H11ZM31 159V158H30ZM42 159V158H41ZM139 159V158H138ZM204 159V158H203ZM180 160V161H181ZM206 160V159H205ZM21 161V160H20ZM35 161V160H34ZM33 161V162H34ZM128 161V160H127ZM134 161L136 162V163H138L137 161H136V159H134ZM133 161V162H134ZM180 161H178L179 163H180ZM202 161V160H201ZM10 162V161H9ZM28 162V161H27ZM32 162V163H33ZM263 162V161H262ZM11 163V162H10ZM9 163V164H10ZM140 163V162H139ZM182 163H183V161H182ZM20 164V163H19ZM25 164V163H24ZM27 164V163H26ZM25 164V165H26ZM33 164H36V163H33ZM39 164V163H38ZM185 164V163H184ZM183 164V165H184ZM247 165L249 164V163H246ZM251 164V163H250ZM249 164V165H250ZM263 165H264V163H262ZM261 164V165H262ZM29 165V164H28ZM37 165V164H36ZM142 165V164H141ZM239 165V164H238ZM252 165H254V164H252ZM252 165H250V168H251V170H253L254 171V169H255V167H253L252 168ZM7 166H8V164H7ZM20 166V165H19ZM30 166V165H29ZM33 166V165H32ZM139 166V165H138ZM244 166H246V165H244ZM256 166V165H255ZM258 166V165H257ZM11 167V166H10ZM28 167V166H27ZM216 167H217V165H216ZM219 167H221L220 165H219ZM223 167H225L224 165H223ZM31 168V167H30ZM137 168H140V167H137ZM136 168V169H137ZM181 168H183V167H181ZM239 168V167H238ZM240 168H242V166L240 167ZM245 168V167H244ZM249 168V169H250ZM256 168H258L259 169V167H256ZM27 169V168H26ZM37 169V168H36ZM222 169V168H221ZM225 169H226V167H225ZM235 169H237V168H235ZM234 169V170H235ZM261 169H264L263 167L261 168ZM17 170H19V169H17ZM31 169H29V172L31 173L32 172V170L30 171ZM219 169H217V171H216V174H215V178H218L219 180H224V177L225 176H227V175H222L221 174V171H218ZM227 170H228V168H227ZM251 170H246V172H244L243 174H241V176L239 177V175H237L235 172H231L229 175H228V177H227V179H229V184H228V187H229V190L227 189V190H225V193L226 194H228V196H230L229 197V201H228V203L227 202H225V201H223V199H224V196L222 195V194H219V195H216V198L215 199H217L219 202V204H221V206L220 207H222V206H225L226 207V210H225V212L228 210V212L227 213H229V214H231L232 216H235L236 214H238V213H240V211H241V209L240 208H242L241 207V202H238L237 200H238V198L240 197V195L237 193L238 191H239V193H243L242 191H240V189L242 188V187H246V186H256L254 183L256 182V181H258V183H257V185H259L261 182H262V184L264 183V180H263V177H264V175H261V176H259V175H256V176H258L259 178L258 179H254L253 177H252V174L250 175V173L249 172H247V171H251ZM136 171H138V169L136 170ZM244 171V170H243ZM243 171H241V172H243ZM256 172H257V170H255ZM255 171H254V173H255ZM263 170H261V172H262ZM26 172V171H25ZM28 172V171H27ZM38 172V171H37ZM39 172H40V170H39ZM38 172V173H39ZM121 172H123V171H121ZM225 172H227V171H225ZM239 172H240V170H239ZM14 173V172H13ZM22 173V172H21ZM34 173V172H33ZM136 173V172H135ZM135 173H133V174H135ZM138 173V174H137ZM135 175L136 176H138L139 174H140V172L138 171ZM0 174H2V173H0ZM36 174V173H35ZM8 175V174H7ZM20 175V174H19ZM27 175V174H26ZM31 175V174H30ZM128 175V174H127ZM11 176V175H10ZM22 176H24V174L22 175ZM28 176V175H27ZM13 177V176H12ZM33 177V176H32ZM32 177H30V179L32 178ZM4 178V177H3ZM2 178V180H4ZM15 178H16V176H15ZM21 178V177H20ZM41 178V177H40ZM210 178H212V177H210ZM214 178V177H213ZM37 179V178H36ZM1 180V179H0ZM15 180V179H14ZM13 180V181H14ZM24 180H26V177H25V179ZM39 180V179H38ZM149 180V179H148ZM147 180V181H148ZM32 181L33 180H31V183H32ZM36 181V180H35ZM19 182V181H18ZM18 182H17V184H18ZM25 182H27V181H24V183ZM161 182V181H160ZM11 183V182H10ZM33 183H34V181H33ZM165 183V182H164ZM172 183V182H171ZM171 183L169 184V185H171ZM4 184H7V183H4ZM14 184L15 183H13V186H14ZM23 184V183H22ZM42 184V183H41ZM146 184H147V182H146ZM150 184H151V182H150ZM168 184V183H167ZM182 184H184V183H182ZM221 184H224L225 185V183L224 182H222ZM220 184V185H221ZM8 185V184H7ZM33 185V184H32ZM156 185V184H155ZM172 185H175V184H172ZM171 185V187H173ZM198 185V184H197ZM8 186H10V185H8ZM7 186V187H8ZM18 186V185H17ZM23 186V185H22ZM35 185H33L32 187H30V188H32V190L33 189H35V188H33ZM42 185H40V187H41ZM168 186V185H167ZM167 186H166V188H167ZM218 186V185H217ZM37 187V186H36ZM46 187V186H45ZM82 187H84V186H82ZM101 187V186H100ZM168 187H170V186H168ZM199 187V186H198ZM198 187H197V189H198ZM10 188H12V185L10 186ZM23 188V187H22ZM21 188V189H22ZM25 188V187H24ZM28 188V187H27ZM26 188V189H27ZM39 188V187H38ZM63 188V187H62ZM183 188V187H182ZM191 188V187H190ZM259 188H263V186L261 187H259ZM5 189H7V188H5ZM21 189H19V190H21ZM25 189V190H26ZM41 189H42V187H41ZM44 189H46V188H44ZM65 189V188H64ZM63 189V190H64ZM90 189V188H89ZM92 189V188H91ZM90 189V190H91ZM181 189V188H180ZM192 189H194V188H192ZM226 189V188H225ZM264 189V188H263ZM8 190V189H7ZM12 190V192H13V189H11ZM29 190V189H28ZM27 190V191H28ZM30 191V192H32L33 193V191ZM40 190V189H39ZM186 190V189H185ZM190 190V189H189ZM208 190H210V189H208ZM208 190H206V192H209ZM213 190V189H212ZM221 190V189H220ZM238 190V191H237ZM245 190V189H244ZM251 190V189H250ZM61 191V190H60ZM64 191H66V190H64ZM84 191V190H83ZM86 191V190H85ZM89 191V190H88ZM87 191V192H88ZM92 191V190H91ZM90 191V192H91ZM184 191V190H183ZM202 191V190H201ZM200 191V192H201ZM211 191V190H210ZM10 192V191H9ZM12 192H10V193H12ZM38 192V191H37ZM36 192V194H38ZM68 192V191H67ZM96 192V191H95ZM180 192H182L181 190H180ZM203 192V191H202ZM205 192V193H206ZM212 192V191H211ZM5 193V192H4ZM19 193V192H18ZM23 193H24V191H23ZM22 193V194H23ZM44 193V192H43ZM42 193V194H43ZM89 193V192H88ZM193 193H195V192H193ZM29 194V193H28ZM28 194H27V197H28ZM45 194V193H44ZM68 194V193H67ZM150 194H151V191H150V193H149V195L148 196H150ZM181 194V193H180ZM180 194H178L179 196H180ZM186 194V193H185ZM200 194V193H199ZM7 195V194H6ZM19 195H21L20 193H19ZM19 195H17V196H19ZM32 195V194H31ZM60 195V194H59ZM16 196V195H15ZM33 196V195H32ZM32 196H30V197H32ZM37 196V195H36ZM38 196H39V194H38ZM35 197V196H33L32 197V199L34 200V198L36 199V201H37V199L38 198H40V197ZM58 196V195H57ZM61 196V195H60ZM65 196H69V194L68 195H65ZM157 196V195H156ZM193 196V195H192ZM214 196V195H213ZM261 196V195H260ZM259 196V197H260ZM9 197H11V196H9ZM14 197V196H13ZM22 197V196H21ZM45 197H47V196H45ZM49 197H51V195L49 196ZM49 197H47V199L45 198V200H43V199H41V200H43V201H47L48 200V198ZM75 197V196H74ZM80 197V196H79ZM88 197V196H87ZM99 197L100 196H96V198L97 199H99ZM105 197V196H104ZM196 197V196H195ZM15 198V197H14ZM13 198V199H14ZM62 198H64V195H63V197ZM88 198H90V197H88ZM92 198H94V197H92ZM143 198V197H142ZM142 198H138V200L139 199H142ZM147 198V197H146ZM198 198V197H197ZM256 198V197H255ZM12 199V198H11ZM16 199H18L17 197H16ZM22 199H24L23 197H22ZM31 199V198H30ZM51 199V198H50ZM55 199V198H54ZM53 199V200H54ZM101 199V198H100ZM151 197L149 198V201H151L152 199H155V197L153 196V198L151 199ZM157 199V198H156ZM252 199V198H251ZM257 199H258V197H257ZM263 199H264V197H263ZM27 200V199H26ZM60 200H61V197H59V200H58V202H60ZM63 200H66V199H62L61 201H63ZM74 200V199H73ZM85 200V199H84ZM92 200V199H91ZM103 200H104V198H103ZM137 200V199H136ZM194 200V199H193ZM192 200V201H193ZM15 201H17V200H15ZM20 201V200H19ZM19 201H17V202H19ZM30 201V200H29ZM28 200H27V202L26 203H28L29 202ZM35 201V202H36ZM43 201L41 202L42 204H43ZM67 201H69V199L67 200ZM93 201V200H92ZM94 201H95V199H94ZM115 201V200H114ZM153 201V200H152ZM202 201V200H201ZM241 201V200H240ZM32 202H34V201H32ZM40 202V201H39ZM51 202H53V201H50V203L49 204H53V203H51ZM74 202V201H73ZM72 202V203H73ZM76 202V201H75ZM103 202V201H102ZM116 202V201H115ZM146 202V201H145ZM144 202V203H145ZM154 202H155V200H154ZM169 202V201H168ZM253 202V201H252ZM255 202V201H254ZM25 203V204H26ZM40 203V204H41ZM61 203V202H60ZM63 203V202H62ZM64 203H65V201H64ZM84 203V202H83ZM94 203V202H93ZM105 203V202H104ZM114 202L112 201V203L110 202V204L112 205ZM132 203V202H131ZM147 203V202H146ZM153 203V202H152ZM194 203V202H193ZM15 204V203H14ZM17 204V203H16ZM16 204H15V206H16ZM20 204V203H19ZM18 204V205H19ZM22 204V203H21ZM29 204V203H28ZM32 204V203H31ZM37 204V203H36ZM39 204V203H38ZM37 204V205H38ZM39 204V205H40ZM47 204V203H46ZM46 204H44V207H42L41 209H46L45 208V205ZM48 204V205H49ZM66 204V203H65ZM64 204V205H65ZM71 204V203H70ZM69 204V205H70ZM74 204V203H73ZM72 204V205H73ZM138 204V203H137ZM154 204H156V203H154ZM153 204V206L154 207H151L152 209L154 208V209H157V207L155 206ZM162 204H164V203H162ZM167 204V203H166ZM183 204L184 203H182V206H183ZM200 204V203H199ZM227 204V205H226ZM251 204V203H250ZM253 204V203H252ZM51 205H49V207L48 208H50V206ZM59 205V204H58ZM61 205V204H60ZM60 205H59V207H60ZM64 205H63V207H64ZM68 205V204H67ZM84 205H85V203H84ZM91 205H93V204H91ZM91 205H89V206H91ZM105 205V204H104ZM115 205V204H114ZM133 205H135V202H134V204ZM142 205V204H141ZM147 205H149V204H147ZM157 206H158V204H156ZM169 205V204H168ZM181 204H179V206H180ZM245 205V204H244ZM12 206H13V203H12ZM30 206V205H29ZM35 206V205H34ZM34 206H32L33 207V209H35V208H37L36 206L34 207ZM95 206V205H94ZM100 206H102V204L100 205ZM99 206V207H100ZM108 206V205H107ZM113 206V205H112ZM119 206H120V208H119ZM119 206H114L115 208H119V209H121V205H119ZM137 206H139V205H136V207ZM152 206V205H151ZM160 206V205H159ZM249 206V205H248ZM19 207H20V210H21V206L19 205ZM22 207H24V206H22ZM47 207V206H46ZM62 207V206H61ZM63 207H62V209H63ZM71 207V206H70ZM87 207H88V204H87ZM106 207V206H105ZM104 207V208H105ZM126 207V206H125ZM124 207V208H125ZM143 207V206H142ZM156 207V208H155ZM190 207V206H189ZM212 207V206H211ZM219 207V208H220ZM246 207V206H245ZM25 208H28V205L25 207ZM40 208V207H39ZM54 208L55 207H52V209L51 210H49V211H52V210H54ZM86 208V207H85ZM89 208V207H88ZM103 208V207H102ZM109 208V207H108ZM107 208V209H108ZM148 208V207H147ZM147 208H146V210H147ZM150 208V209H151ZM160 208H162V207H160ZM167 208V207H166ZM169 208V207H168ZM168 208H167V210H168ZM178 208V207H177ZM205 208V207H204ZM210 208V207H209ZM208 208V209H209ZM213 208V207H212ZM244 208V207H243ZM252 208V207H251ZM43 209V210H44ZM56 210H57V208H55ZM62 209H61V211H62ZM66 209V210H65ZM65 211H64V214H62L61 216H62V218L63 219H61L60 220V222L62 221V220H65V215L68 213L69 214V212L67 211L68 210V207L66 208L65 207ZM74 209V208H73ZM79 209V208H78ZM95 209H97V208H95ZM170 209V208H169ZM215 209V208H214ZM214 209H211V212L210 211H206L208 214V219L209 218H211L214 222H212V223H217L216 221H215V217H216V219L217 220H219V222L216 224V225H218L219 223L220 224H222V222H221V214L222 213H224V210H223V212L220 214V209L218 210V208H216L215 209V211L212 213V210H214ZM10 210V209H9ZM15 210V209H14ZM19 210V209H18ZM24 210V209H23ZM30 210H32L31 208H30ZM47 210V209H46ZM69 210H71V208L69 209ZM75 210H76V208H75ZM89 210V212H91L90 210H92V209H88ZM104 210V209H103ZM102 210V211H103ZM127 210V212H129L128 211V209H126ZM159 210V209H158ZM162 210H163V208H162ZM166 210V209H165ZM171 211L173 210V209H170ZM218 210V211H217ZM17 211V210H16ZM33 212H34V210H32ZM37 211H38V209L36 210V213H37ZM40 211V210H39ZM42 211V210H41ZM55 211V210H54ZM53 211V212H54ZM60 211V210H59ZM57 212V215H59L60 214V212ZM67 211V213L65 214V212ZM73 212H75L74 210H72ZM81 211V210H80ZM94 211V210H93ZM101 211V212H102ZM120 211V210H119ZM123 211H125V210H123ZM122 211V212H123ZM145 211V210H144ZM148 211V210H147ZM147 211H145V212H147ZM170 211V212H171ZM174 211V210H173ZM243 211H245L244 209H243ZM242 211V212H243ZM6 212H8V211H6ZM11 212V211H10ZM19 212V211H18ZM26 212V211H25ZM28 212H29V210H28ZM32 212V213H33ZM48 212V211H47ZM86 212H88V211H86ZM137 212H140L139 210L137 211ZM141 212H143V211H141ZM159 212V211H158ZM175 212V211H174ZM200 212V211H199ZM202 212H203V210H202ZM201 212V213H202ZM219 212V213H218ZM248 212V211H247ZM253 212V211H252ZM9 213V212H8ZM7 213V214H8ZM16 213V212H15ZM14 213V214H15ZM36 213H34V215L36 214ZM59 213V214H58ZM80 213H83V212H80ZM80 213H76L78 216L79 215H81ZM95 213V212H94ZM93 213V214H94ZM144 213V212H143ZM150 213H152L151 211L149 212V214ZM161 213V212H160ZM160 213H159V215H160ZM165 213H167V212H165ZM168 213H169V211H168ZM172 213V212H171ZM205 213V212H204ZM203 213V214H204ZM212 213V214H211ZM226 213V214H227ZM6 214V215H7ZM10 214H12V213H10ZM42 214H45V213H41V215ZM53 214V213H52ZM56 214V213H55ZM71 214H72V212H71ZM71 214L69 215V216H71ZM97 214V213H96ZM101 215L100 216H102V213H100ZM108 214V213H107ZM124 214V213H123ZM127 214V213H126ZM137 214V213H136ZM135 214V215H136ZM141 214V213H140ZM148 214V213H147ZM225 214V213H224ZM259 214V213H258ZM258 214H256V215H258ZM9 215V214H8ZM19 214L17 213V216H18ZM29 215V214H28ZM28 215H25V216H27V219H28ZM33 215V214H32ZM32 215L30 216V217H32ZM37 215H39V217H40V212H39V214H37ZM56 215V217L57 218H55V219H58V217L59 216H57ZM74 215V217L76 216L75 215V213L73 214ZM83 215V214H82ZM99 215V214H98ZM98 215H97V217H98ZM135 215H132V216H135ZM144 215V214H143ZM175 215V214H174ZM179 215V214H178ZM177 215V216H178ZM10 216H12V215H10ZM9 216V217H10ZM14 216V215H13ZM12 216V217H13ZM24 216V215H23ZM36 216V215H35ZM43 216V215H42ZM41 216V217H42ZM52 217L54 216V215H51ZM69 216H68V218H69ZM127 216V215H126ZM140 216V215H139ZM150 216V215H149ZM154 216V215H153ZM215 216V217H214ZM223 216V215H222ZM237 216V215H236ZM236 216H235V218H236ZM240 217H241V215H239ZM7 217V216H6ZM11 217V218H12ZM20 217V216H19ZM38 217V216H37ZM65 217V218H64ZM81 217V216H80ZM96 217V216H95ZM141 217V216H140ZM144 217V216H143ZM152 217V216H151ZM174 217V216H173ZM214 217V218H213ZM227 217V216H226ZM238 217V216H237ZM240 217H238V218H240ZM5 218V216L3 217V219ZM14 218H15V216H14ZM46 218V217H45ZM45 218H43V219H45ZM48 218H51V217H48ZM68 218H66V219H68ZM86 217L84 216V219H85ZM90 218H91V216L88 218L89 219V221H91L90 220ZM93 218V217H92ZM108 218V217H107ZM106 218V219H107ZM133 218H135V217H133ZM230 218V217H229ZM13 219V218H12ZM24 219H26V218H24ZM24 219H22L21 218V220H24ZM39 219V218H38ZM72 219V218H71ZM100 219V218H99ZM101 219H103V218H101ZM111 219V218H110ZM152 219V218H151ZM159 219V218H158ZM228 219V218H227ZM14 220V219H13ZM13 220H9V221H13ZM17 220V225L18 224H20V222L18 223V218L16 219ZM53 220V219H52ZM59 220V219H58ZM78 220H79V218H78ZM83 220V219H82ZM93 220V219H92ZM134 220V219H133ZM136 220H139V217H138V215H137V217H136ZM154 220V219H153ZM238 220V219H237ZM8 223H9V221H8V219L6 220ZM5 221V222H6ZM66 221V220H65ZM71 221H73V220H71ZM77 221V220H76ZM102 221V220H101ZM160 221V220H159ZM165 221V220H164ZM171 221H172V218H171ZM201 221V220H200ZM231 221V220H230ZM236 221V220H235ZM234 221V222H235ZM240 221V220H239ZM256 221V220H255ZM259 221V220H258ZM15 222V221H14ZM37 224H39V222L40 221H38L37 220ZM45 221L43 220L42 221V223H44ZM59 221H58V224L60 223ZM84 222H87V221H84ZM84 222H82V223H84ZM99 223V226H100V221H98ZM111 222V221H110ZM135 222V221H134ZM139 222V221H138ZM174 222V221H173ZM210 222V221H209ZM231 222H233V220L231 221ZM233 222V223H234ZM46 224H47V220H46V222H45ZM74 223H75V221H74ZM73 223V224H74ZM91 223H93V222H91ZM103 223V222H102ZM142 223V222H141ZM148 223V222H147ZM152 223H155V221L154 222H152ZM6 224V223H5ZM11 223H9V225H10ZM14 224V223H13ZM53 224V223H52ZM51 224V225H52ZM56 224H57V222H56ZM61 224V223H60ZM65 224H67V223H65ZM64 224V225H65ZM79 224H80V222H79ZM86 224H89V222L88 223H85V225ZM94 224H95V222H94ZM97 224V225H98ZM108 224V223H107ZM111 224H113V222L111 223ZM110 224V225H111ZM131 224H133V223H131ZM150 224V223H149ZM165 224V223H164ZM176 224H179V234H177V237L178 238H180V240L182 239V238H184L185 239V236H186V233L189 231H192L193 232V230H196L197 232H198V234H199V240L197 241V242H189L188 244H187V246L184 248V245H185V242H187L188 240H190V239H187V240H185L183 243H180V242H176L175 244H173V245H168V246H162V245H159V246H156V247H154V250H143L142 249V247H141V249H136V250H132V251H130L129 253H127L126 252V248H130L131 249V247H126V245H128V244H126V245H124V246H122V244H121V246H122V248L124 247L125 249H121L120 247H119V249H114L113 247H110V246H108L107 244L109 243H105L104 244V241H103V239L105 238V239H107V238H110L111 236H110V234L111 235H114V233L112 234V233H110L109 231H107L106 230V228L107 227H105V226H103V224H102V226L103 227H105L104 229H102V227H101V229L102 230H106L107 231V233H106V235H104V237L102 238V234L103 233H101V232H103L101 229V231L99 230V232H100V234H99V232L98 233H96V234H99V235H97V236H100L102 239L100 240L99 238H97V237H95V238H97L98 240H97V242L98 243H96V245H98V244H100L102 247V249H104L103 250V252H102V254H101V256L99 257V259H98V261H97V263L98 264H118V261L120 260L119 258H122V259H130V262H132V263H134V264H153L152 262H154V261H152V259H151V256H154L153 258H155V257H160V256H157L156 254L159 252V253H161V252H163L162 254H164V255H162L160 258H162V257H164V258H162L159 262H157L156 264H168L172 259L174 260V259H182V260H185V262L186 261H188L190 258H188V257H191V256H188V254H187V252H192L193 253V255H202V253H205V254H207V256H206V259H204L203 260V264H248L247 263V258H248V256L246 255V253L244 254H239V251L241 250V248H242V241L241 240H235V239H233V238H235L233 235H232V237H229V238H225V239H221L220 237L221 236H219L218 234H217V232H218V229H217V232H215L214 233V229L211 227V226H209V227H203L202 226V224L199 222V221H196V220H192V221H190V222H188L187 221V219H186V216L185 215H183L182 217H179L178 218V221H177V223ZM209 224V223H208ZM228 224V223H227ZM227 224H224V225H227ZM239 224H240V222H239ZM257 224V223H256ZM260 224V223H259ZM14 225H16V224H14ZM31 225V224H30ZM33 225V224H32ZM41 225V224H40ZM45 225V224H44ZM50 225V224H49ZM55 225V224H54ZM67 225H69V220H68V224ZM84 225V224H83ZM110 225H106V226H110ZM139 225V224H138ZM185 225H187L186 227H184ZM215 224H214V227H217ZM261 225H262V223H261ZM5 226V225H4ZM8 226V225H7ZM6 226V227H7ZM19 226V225H18ZM39 226V225H38ZM62 226V225H61ZM72 227H73V225H71ZM114 226H115V224H114ZM146 226V225H145ZM222 227H223V230H228L227 228H225L224 229V226L223 225H221ZM257 226V225H256ZM260 226V225H259ZM259 226H257V227H259ZM2 227V226H1ZM44 227V226H43ZM51 226H49L48 227V229L50 230V231H52V229L50 228ZM53 227V226H52ZM57 228L55 229V227H53V230L55 231L56 230V232L53 234V236H51L50 234H51V232H50V234H44L43 236H45V235H50V237H52L53 238V240H55L56 238H60V237H62L61 235L63 234L62 232H60V230L62 229V227H60V225H57L56 226ZM72 227H70L69 226V228H68V226H66V229H65V227H64V232H69V233H71L72 231H70V230H73V229H75V228H72ZM78 227V226H77ZM87 227H88V225H87ZM91 227V226H90ZM94 227V226H93ZM98 227V226H97ZM131 227V226H130ZM129 227V228H130ZM153 227H155V226H153ZM166 227V226H165ZM164 227V228H165ZM173 227V226H172ZM171 227V228H172ZM2 228H4V227H2ZM13 228V227H12ZM12 228H11V230H12ZM17 229H18V227H16ZM15 228V229H16ZM29 229H30V226L28 227ZM35 228V227H34ZM40 228V227H39ZM38 228V229H39ZM45 228V227H44ZM47 228V227H46ZM59 228H61V229H59ZM100 228V227H99ZM114 228H116V227H114ZM114 228H113V231H114ZM142 227H140V229H141ZM174 228V227H173ZM218 228H221L220 226L218 227ZM6 229V228H5ZM4 229V230H5ZM8 229V228H7ZM14 229V230H15ZM16 229V230H17ZM23 229V228H22ZM25 229V228H24ZM47 229V230H48ZM57 229H58V231H57ZM87 229H89V228H87ZM94 229V228H93ZM255 229V226L254 227H252V225H250V224H248L247 225V227H245V230H246V232H245V234L247 235V233H249L250 234V232H252L253 230ZM16 230H15V232H16ZM20 230H21V228H20V226H19V230H17V232H19V234H20ZM27 230V229H26ZM36 230V229H35ZM34 230V231H35ZM62 230V231H63ZM79 230V229H78ZM95 230V229H94ZM112 230V229H111ZM119 230V229H118ZM132 230V229H131ZM139 230V229H138ZM152 230V229H151ZM156 230V229H155ZM206 230V231H205ZM2 231V230H1ZM10 230H6V232H9ZM87 231V230H86ZM85 231V232H86ZM106 231H104V234H105V232ZM120 231V230H119ZM153 231V230H152ZM22 232V231H21ZM24 232V231H23ZM25 232H27V231H25ZM40 232V231H39ZM46 232V231H45ZM45 232H43V233H45ZM49 232V231H48ZM53 232V231H52ZM82 232H84V230L82 231ZM84 232V233H85ZM96 232V231H95ZM114 232H116V231H114ZM122 232H123V230H122ZM125 232H127V231H125ZM129 232H130V230H129ZM135 232V236H136V232L138 233V231L137 230H135L134 231ZM168 232V231H167ZM10 233H11V235H10ZM10 233H6V234H1L2 236L0 237V248H1V246H4V245H7V246H10V242L12 241V239H11V236L13 235V233H12V231L10 232ZM28 233H30L29 232V230H28ZM32 233V232H31ZM36 233V232H35ZM67 233H65V234H67ZM73 233H74V231H73ZM76 233H77V231H76ZM90 233V232H89ZM131 233V232H130ZM133 233V232H132ZM158 233H159V230H158ZM160 233H161V230H160ZM164 233H166V231L165 232H163V234ZM229 233H231V231L229 232ZM237 233H240V231L239 232H237ZM18 234V235H19ZM33 234V233H32ZM81 234H83V233H81ZM86 234V233H85ZM120 234H121V231L119 232V236H120ZM225 234H226V232H225ZM231 234H233V233H231ZM15 235V234H14ZM17 235V236H18ZM64 235V234H63ZM144 235V234H143ZM194 235V234H193ZM227 235V234H226ZM32 236H34V235H32ZM70 236V235H69ZM74 236V235H73ZM125 236V235H124ZM25 237V236H24ZM35 237V236H34ZM47 237V236H46ZM50 237H49V239H50ZM84 237V236H83ZM113 237H115V235L113 236ZM132 237V236H131ZM197 237V238H198ZM237 237V236H236ZM30 238V237H29ZM39 238V237H38ZM75 238V237H74ZM95 238H93V239H95ZM121 238V237H120ZM133 238V237H132ZM163 238V237H162ZM24 239V238H23ZM37 239V238H36ZM47 239V238H46ZM48 239V240H49ZM104 239V240H105ZM112 238H110V240H111ZM116 239H118L117 238V235H116ZM115 239V240H116ZM122 239V238H121ZM138 239V238H137ZM35 240V239H34ZM39 240V245H41L42 243L44 244L45 242H44V238H41V240H43V242L41 243L40 242V239H38ZM47 240V241H48ZM51 240V239H50ZM73 240V239H72ZM77 240V239H76ZM109 240V239H108ZM114 240V241H115ZM123 240V239H122ZM134 240V242H132V244H131V246L133 245V243H135V238L133 239ZM139 240V239H138ZM138 240H136V242L138 241ZM148 240V239H147ZM167 240V239H166ZM175 240V239H174ZM26 241H27V239H26ZM80 241H81V239H80ZM84 241V240H83ZM95 241H96V239H95ZM127 240L125 239V241L124 242H126ZM150 241V240H149ZM152 241V240H151ZM155 241V240H154ZM173 241V240H172ZM251 241H255V246H253L254 248H253V252H252V254H251V257H253V258H255V256H258V255H263V257L262 258H264V226L263 227H261V231H256V235H255V238L253 239V238H251ZM22 242H23V240H22ZM31 242V241H30ZM82 242V241H81ZM80 242V243H81ZM123 242V243H124ZM157 242H158V240H157ZM157 242H155V243H157ZM15 243V242H14ZM33 243V242H32ZM37 243H38V241H37ZM46 243H48V242H46ZM72 243V242H71ZM76 244L77 243V241L75 242H73V244ZM80 243H78V244H80ZM90 243H91V241H90ZM122 243V242H121ZM130 243V242H129ZM164 243V242H163ZM248 243H250V242H248ZM13 244V243H12ZM11 244V246L10 247H7V250H4V253L2 254L3 256H4V258H5V261L6 260H11L12 261V263L13 264H18V263H20V262H24L25 260H27V254H26V252H25V250L23 251V248L21 247L20 249H18V248H14L13 247V245ZM42 244V245H43ZM74 244V245H75ZM89 244V243H88ZM165 244H166V242H165ZM254 244V243H253ZM27 245H29V244H27ZM66 245V244H65ZM68 246H71L70 244H67ZM83 245H86V248H87V244L86 243H84ZM92 245V244H91ZM114 245V244H113ZM137 245V244H136ZM245 245H246V243H245ZM15 246V245H14ZM44 246H48V244L47 245H44ZM56 246V245H55ZM60 246H62L63 247V245H60ZM67 246V247H68ZM73 246V245H72ZM120 246V245H119ZM143 246V245H142ZM28 247V246H27ZM41 247V246H40ZM54 247V246H53ZM148 247V246H147ZM147 247H145V248H147ZM165 247V248H164ZM251 247V246H250ZM56 248V247H55ZM71 248V247H70ZM81 248V247H80ZM91 248H93V246L91 247ZM99 248H100V246H99ZM157 248V249H156ZM5 249V248H4ZM61 249H63V248H61ZM60 248H59V250H61ZM75 249V248H74ZM77 249V251L79 250L78 248H76ZM75 249V250H76ZM94 250H95V248H93ZM96 249H97V247H96ZM149 249V248H148ZM184 249H186V250H184ZM191 249H194L195 250V252L194 251H191ZM250 249V248H249ZM53 251H55V249H52ZM58 250V248H57V251H59ZM85 250V249H84ZM92 250V249H91ZM91 250H89V251H91ZM94 250H92V251H94ZM252 249H250L249 251H251ZM1 251V250H0ZM51 251V250H50ZM50 251H48V252H50ZM53 251H52V253H53ZM64 251H69L68 249L67 250H64ZM72 251V250H71ZM91 251V252H92ZM96 251V250H95ZM241 251H243V250H241ZM244 251H245V249H244ZM249 251H247V252H249ZM3 252V251H2ZM36 252H39V251H36ZM41 252H42V250H41ZM43 252H44V250H43ZM91 252H89V253H91ZM97 253H98V251H96ZM100 252V251H99ZM26 255H25V254ZM49 254L50 256L49 257H51V255H53V254ZM67 253V252H66ZM72 253H74V251L72 252ZM71 252H70V257H69V263H66V264H87V261L89 262V261H92V260H89L88 259V257L87 256H84V254H86V255H89L88 254V252L87 253H83V256L80 254V255H77V254H79V253H77V254H72ZM36 254H39V253H36ZM36 254L35 255H33L32 254V252L29 254V263L30 264H40V259L38 258V257H36ZM46 253L44 252V255H45ZM93 254V253H92ZM91 254V255H92ZM43 255V254H42ZM57 255V254H56ZM94 255V254H93ZM92 255V256H93ZM47 256V255H46ZM53 256H55V255H53ZM52 256V257H53ZM64 256V255H63ZM68 256V255H67ZM98 256V255H97ZM96 256V257H97ZM48 257V256H47ZM62 257V256H61ZM119 257V258H118ZM124 257V258H123ZM150 257V258H149ZM193 257V256H192ZM202 257V256H201ZM261 257V256H260ZM2 258V257H1ZM4 258H2V259H4ZM64 258V257H63ZM252 258V259H253ZM261 258V259H262ZM59 259V258H58ZM61 259V258H60ZM199 259V258H198ZM203 259V258H202ZM260 259V260H261ZM51 260V259H50ZM62 260V259H61ZM95 260V259H94ZM57 260L55 259V260H52V262H53V264H54V262H56ZM152 261V262H151ZM191 261V260H190ZM195 261V260H194ZM200 261H202V260H200ZM258 261V260H257ZM1 262V261H0ZM59 262V261H58ZM57 262V263H58ZM192 262V261H191ZM8 263H9V261H8ZM59 263H61V262H59ZM58 263V264H59ZM64 263V262H63ZM188 263V262H187ZM262 263V262H261ZM7 264V263H6ZM20 264H22V263H20ZM56 264V263H55ZM88 264H92V263H88ZM173 264V263H172ZM191 264H193V263H191ZM201 264V263H200ZM258 264V263H257Z\"/></svg>","mask_w":264,"mask_h":264}]
</instances>
